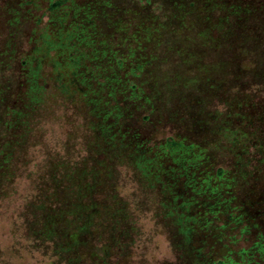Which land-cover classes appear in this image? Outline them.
<instances>
[{
  "label": "rangeland",
  "instance_id": "374dc122",
  "mask_svg": "<svg viewBox=\"0 0 264 264\" xmlns=\"http://www.w3.org/2000/svg\"><path fill=\"white\" fill-rule=\"evenodd\" d=\"M111 2L98 18L108 49L84 43L88 87L73 83L71 101L49 81L76 71L67 43L53 65L49 46L31 59L59 39L61 25L38 21L47 3L0 11V264L214 263L192 203L208 181L199 160L204 141L227 144L224 109L264 102V0ZM206 114L205 140L189 138Z\"/></svg>",
  "mask_w": 264,
  "mask_h": 264
},
{
  "label": "trees",
  "instance_id": "16d2710c",
  "mask_svg": "<svg viewBox=\"0 0 264 264\" xmlns=\"http://www.w3.org/2000/svg\"><path fill=\"white\" fill-rule=\"evenodd\" d=\"M40 1L0 0V11L3 10V19L7 16V10L9 14L15 13L22 19V12L27 14L31 12L30 9L41 11ZM44 2L47 6L42 10L39 20L45 17L48 23L55 25L56 22L62 25L61 30L66 29L65 25L72 27L69 31L72 34L66 40L69 52L65 55V59L76 68V71H72L68 77L74 84L81 83L82 86H79L77 91L82 92L83 86L88 87L87 82L82 79V73L85 74L87 71L86 63L91 61L97 49L100 50L99 44L101 48L108 49L106 41L98 35L95 5L92 1L86 6H78L75 0H44ZM67 21L70 23L68 24ZM7 23L8 21L3 24L1 22L0 28H5ZM89 31L90 36H88ZM88 37H91V40ZM92 37L95 39L93 40ZM58 38L50 44L53 46L50 50L52 53L56 45L63 47L66 44L62 42L61 36ZM71 38L76 44L72 45ZM86 41H90L93 45L98 44V47L93 49V54L82 49ZM41 48V45L35 47L36 57H33V60L41 59L40 53L38 54ZM54 59L53 56L52 60ZM21 64L27 65L25 59ZM78 70L82 73H78ZM247 98L250 100L245 99L236 109L222 111L227 117V122H224L225 127L218 125L217 128L228 133L227 144L223 145L220 141L218 148L215 146L212 149L204 141V146L210 151L199 160L200 166L204 167L207 173L208 181L204 186H199L198 194L202 199L200 205H197L200 214L196 221H207L206 224L209 226L207 227L209 231L204 233L201 242L203 244L210 242L209 249L216 257L213 264H264V102L251 93L247 94ZM208 118L209 114H206L205 117L203 116V121H194V125L187 129L189 138L194 137L198 140L204 137L205 140ZM166 143L171 151L178 147L173 139H169ZM215 150L221 154L217 163L212 162L216 158ZM213 151L216 152L215 156ZM211 186L214 188L208 196L206 192L212 188ZM212 222L215 223L214 227Z\"/></svg>",
  "mask_w": 264,
  "mask_h": 264
},
{
  "label": "flooded vegetation",
  "instance_id": "af4514ba",
  "mask_svg": "<svg viewBox=\"0 0 264 264\" xmlns=\"http://www.w3.org/2000/svg\"><path fill=\"white\" fill-rule=\"evenodd\" d=\"M76 1V0H75ZM90 1H94V0H86L85 1V3H84V5L83 6H86V5H88V4H90ZM110 1V2H109ZM106 0V2L108 3V7H107V10L105 9V11L102 13V14H99V8L98 7H96L95 6V8H96V11H97V15L95 16V20H97L98 22H100L99 20L100 19H102V18H106L105 16H104V14H107V11L108 10H110V9H115V4L114 3H112L111 1H113V0ZM77 5H78V3L77 2H75ZM93 4H94V2H93ZM95 5V4H94ZM113 5V6H112ZM79 6V5H78ZM117 9V8H116ZM31 11H33V9H30ZM34 11H35V9H34ZM98 18H99V20H98ZM41 20V19H40ZM40 20H39V18H38V21L40 22ZM97 22V23H98ZM36 24H39L38 22H35ZM55 24H58V23H56L55 22ZM62 26V25H61ZM68 26V25H67ZM66 29H68V28H66ZM65 29V30H66ZM65 30H61V27H60V31H59V33L61 34L63 31H65ZM35 33V32H34ZM98 35H100L101 37H103L102 35V33H101V31H100V28H98ZM60 34H58V36H60ZM61 38H63V37H61ZM101 39V38H100ZM103 39V38H102ZM101 39V40H102ZM66 40H68V38L66 37H64L63 39H62V41H64V42H66ZM53 41H54V39H50V38H48L47 40L45 39L44 40V46H41L42 48L40 49V51L38 52V54L40 53V56H41V59L40 60H42L43 59V57L44 56H42V53L43 52H45L46 51V48L49 46V57H46L48 60H49V64L50 65H53V63H54V61H55V59L54 60H52V57L50 56V53H52L50 50H51V47H53L52 45H50L51 43L53 44ZM103 41V40H102ZM105 41V40H104ZM106 43H107V41H106ZM39 45V44H38ZM48 49V48H47ZM106 50V49H105ZM38 56V55H37ZM33 57H36L35 55L34 56H32L31 57V59L33 58ZM40 60H33L32 59V62L33 63H35V62H39ZM21 66H23L22 64H21ZM26 67V66H25ZM72 71H70V73H71ZM56 73H60V71H57ZM69 73V74H70ZM70 80V81H69ZM68 80V83H67V85H66V83L63 81V78H59V76L58 77H55V78H53V79H51V80H49L51 83H52V87H55L56 89H58V90H62L63 92H64V95H66L67 97H68V99L71 101L72 100V98H73V81L71 80V79H69ZM33 83V82H32ZM79 86H80V84L78 83V82H76ZM69 85V86H68ZM75 92V91H74ZM192 203L193 204H196V205H200V202H195V201H192Z\"/></svg>",
  "mask_w": 264,
  "mask_h": 264
}]
</instances>
